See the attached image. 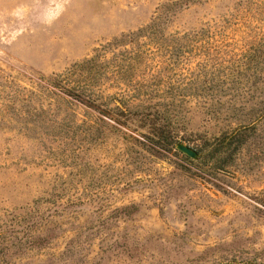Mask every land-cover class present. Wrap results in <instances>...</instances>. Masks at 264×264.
Here are the masks:
<instances>
[{
	"label": "rangeland",
	"instance_id": "1",
	"mask_svg": "<svg viewBox=\"0 0 264 264\" xmlns=\"http://www.w3.org/2000/svg\"><path fill=\"white\" fill-rule=\"evenodd\" d=\"M0 264H264V0H0Z\"/></svg>",
	"mask_w": 264,
	"mask_h": 264
},
{
	"label": "water",
	"instance_id": "2",
	"mask_svg": "<svg viewBox=\"0 0 264 264\" xmlns=\"http://www.w3.org/2000/svg\"><path fill=\"white\" fill-rule=\"evenodd\" d=\"M177 147L192 157H195L197 155V152L194 149L184 143L179 142L177 144Z\"/></svg>",
	"mask_w": 264,
	"mask_h": 264
},
{
	"label": "trees",
	"instance_id": "3",
	"mask_svg": "<svg viewBox=\"0 0 264 264\" xmlns=\"http://www.w3.org/2000/svg\"><path fill=\"white\" fill-rule=\"evenodd\" d=\"M91 60H88V61H86V63L87 62H90ZM86 63H84V66L86 65ZM78 97H81L80 99H81V101H84V99H87L86 101L87 102H89V103H91L92 102V96H85V97H82L81 95H78ZM122 99V98H121ZM119 108V107H118ZM158 122V120L156 121V123ZM171 143H175V140L174 139H171ZM178 144V143H177Z\"/></svg>",
	"mask_w": 264,
	"mask_h": 264
}]
</instances>
